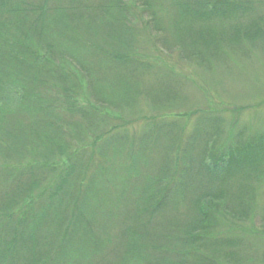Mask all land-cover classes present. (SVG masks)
I'll return each instance as SVG.
<instances>
[{"label": "rangeland", "instance_id": "rangeland-1", "mask_svg": "<svg viewBox=\"0 0 264 264\" xmlns=\"http://www.w3.org/2000/svg\"><path fill=\"white\" fill-rule=\"evenodd\" d=\"M23 1L27 2L31 8L37 6L43 9V13L41 11L38 15H30L28 18L30 20L44 21L46 18V20H55L56 24L66 21L69 24H77L75 17L83 14L80 22L86 23L80 24H85L86 31L92 28V32L95 33L96 26L92 23L94 20L98 22L100 17L98 13L94 15L91 9L111 0ZM237 2L246 6L247 10L242 16L239 18L234 16L232 20L223 18L222 20L214 16L203 26L210 25L214 29H223L254 25L252 29L255 33L249 31L250 33L246 36H242L261 38L253 48H229L225 51L228 55L227 59L216 61L208 67L186 61L181 58V51L172 46L175 44L174 41L188 29V25L183 23L179 26L175 9H172L169 4H161L155 12L156 15L153 11H148L144 15L140 12L137 16L128 15L127 19L131 22V28H135L137 32V36L131 39V48L125 51L133 59V64L126 66H130L129 68H122L111 60L107 61V57L105 59L90 53L89 49L92 47L98 51L109 52L108 54L113 52L110 47L102 49L100 43L89 34L90 31L87 33L77 31L81 36V39L77 40L85 45L86 51L80 49L79 44L78 51L75 47L76 52H73L69 48L72 44L60 39L58 50L64 48L62 51L68 64L66 68L68 70L76 68L83 76L80 79L81 82L59 81L63 83L60 85L62 88L56 86V89L54 87L53 90H47L50 91L48 96L55 99L61 107L69 104L70 99H66L63 88L71 89L70 94L74 93L78 106H83L90 112V116L80 115L73 119L75 123L79 122L80 126L75 124L76 127L71 129L72 140L69 142L70 147L68 146L66 153V155L68 153L75 155L71 163H74L73 169L76 171V177H73V180L84 185L95 182L97 186H101V181L98 180V166L100 165L102 169L103 163L99 162V153L103 147H106L107 165L112 168V172H117V175L122 178H129L131 175L126 172L130 164H138V173L142 175L137 180H141L142 186L148 176H155L153 171L156 170V162L159 160L163 147L170 144L175 148L174 152L182 151L185 140L193 138L201 118L207 120L205 124H219L214 134H212L214 130L202 132L194 144L195 155L201 157V152L206 151L207 163H219L224 156L227 158L235 152L234 149L243 147L255 138L257 143L240 153L241 161L231 171L232 176H224L225 179L223 177L211 179L207 172L201 170L200 175L196 172L197 178L189 177L192 187L188 195H198L201 199L207 198L203 202L205 204L219 201V207L222 208L218 215L220 223L227 216L232 221L230 226L223 224L224 228L217 227L205 235V238H209L210 241L217 240L223 235L229 238L221 251H214L215 264H264V158L260 162L261 167L256 171L247 170L243 173V170H239L250 157L245 154L246 152L251 151L255 152V155L264 156V0H238ZM127 3L133 5V2L127 1ZM60 10L65 11L67 17L58 20ZM91 25L93 27H90ZM70 26L73 27V25ZM35 37H39L37 32L33 33V38ZM11 38L15 40L14 37ZM70 50L71 54H69ZM14 53L19 54L16 50ZM58 58L59 56L57 62L54 61L56 65H59L61 61ZM50 59H52L51 56ZM111 94H117L118 97L124 95L125 101L133 98H136V101L118 104ZM89 103L96 107L95 111H92ZM15 110L13 109V112ZM26 120L29 123L33 121L27 114ZM3 122L0 121L1 126ZM160 124L172 125L175 130L174 132L172 130L170 137L164 133L160 135L161 140L153 146V140L156 139V134L153 132L157 131V129L154 131L153 126ZM179 133L180 139L176 137ZM205 140L208 141L207 150L203 145ZM3 146L6 147V145ZM131 155L134 159H131ZM236 155L238 156V153ZM208 157H211V160ZM153 159L156 161L154 162ZM55 160L58 167L46 169L40 165H30V161L16 162L0 156V212H15L13 221L16 220L14 224L16 232L25 234L31 228L35 233H39L41 239L44 233L51 236L52 229L55 230L56 226L60 227L59 222L55 221L56 226L53 222L50 226L42 223L44 207L40 205L44 203L45 206L48 202L47 196L50 195V191L44 192L57 179L60 172L64 171V163L68 161L63 155H58ZM29 169H36L32 176L28 174ZM3 171L6 173L2 174ZM122 182L126 183L124 179ZM118 192L121 193L113 189L102 194L100 207L101 212L107 217V222L101 218L100 214L96 218L101 249L96 251L87 248L78 253L79 256L75 259L72 255L71 259L67 256L59 261V264H89L85 262L91 259L94 264H102V262L115 264L122 256H125V250L133 251V243L136 241L139 242V249L133 251L134 254L138 259L148 260L150 264L153 262L155 264H211L210 262L201 263L199 260L191 262L188 246H185L183 242L167 244L156 241L153 247L143 249L142 246L148 243L143 240H146L150 233H160L163 235L162 239L173 242L174 236L185 237L181 231L176 233V229L180 226L185 228L194 223L197 212L195 213L192 202L180 200L178 210L172 211L167 224L164 222L161 227L155 224L157 218L153 219L152 214L143 211L149 205V209H153V200L151 203L145 200L146 193H143V196L135 194L137 199L145 200L139 202L141 213H138L129 205L131 198L125 197L120 198V202L125 204L120 211H117L113 198L118 195ZM150 195L153 196V193ZM30 198L38 202L35 205V211L31 210L30 216H27V212L21 209ZM4 199L14 202L11 209L2 206ZM20 211L21 214L18 216ZM12 236V233L7 234L5 240L11 239ZM21 245L22 243L18 245V253L13 252L10 257L0 255V264H32L31 260H37V263L44 262L47 255L36 252L30 260L27 254L29 252L21 248ZM45 245V247L48 246L47 243ZM161 245L162 247H159ZM40 250L44 251L41 247ZM156 250L163 258L155 254ZM165 250L170 252V256L165 257ZM83 253L89 254L87 259L81 256ZM178 253L184 255H177ZM53 256H51L53 259L57 257L55 253Z\"/></svg>", "mask_w": 264, "mask_h": 264}, {"label": "trees", "instance_id": "trees-1", "mask_svg": "<svg viewBox=\"0 0 264 264\" xmlns=\"http://www.w3.org/2000/svg\"><path fill=\"white\" fill-rule=\"evenodd\" d=\"M127 1L133 2V5L128 4ZM237 1L111 0L102 6L91 9L94 15L98 13L100 17L98 22L94 20L92 23L96 26V32L94 33L92 28L86 31L85 24H80L86 23L80 22V19L84 16L83 14L75 17L78 21L77 24H69L68 21L56 24L54 23L55 20H46V18L44 21L47 23H45L41 19H28L30 15H38L41 11L43 13V9L37 6L32 7V9L23 0H0V121H4L2 126L0 125V156L16 162L30 161V165H40V167H46V169L58 167L55 160L58 155H63L68 160L64 163V171L60 172L61 174L44 192L50 191V195L47 196L49 197L48 202L45 206L44 203L40 204L41 207H44L42 223L45 226H50L55 221L59 222L60 227L54 223L56 229H52L51 236L44 233L40 239L39 233H35L31 228L25 234L16 232L14 225L16 220L13 221L15 212H0V255L10 257L13 252L18 253V245L22 243L20 247L29 252L25 251L30 260L32 256H35L36 252L47 255L43 263L31 260L32 264H59V261L64 260L67 256L71 259L72 255V258L75 259L76 256H79L78 253L87 248L99 251L101 249V241L96 227L97 215L100 214L101 218L107 222V217L101 212L102 208L100 207L102 205V194L117 189V191H121L113 198L114 205L116 209L118 208L117 211H120L125 204L120 202L121 197L131 198L129 205H131L132 210L138 211V213H141L139 202L146 200L147 203H151L153 200V209H149V205L143 211L150 215L152 214L153 219L157 218L155 224L161 227L163 226L161 225L162 223L168 221L169 214L175 209L176 211L178 210L183 200L184 202H192L195 213L197 212L194 223L185 226V228L180 226L176 229V233L181 231L185 237L176 238L174 236L172 240L175 241L173 242L162 239L163 235H160V233H150L149 237L143 240L148 242L147 244H142L143 249L153 247L156 241L167 244L171 242V244H181L183 242L185 246H188L191 262L199 260L201 263L210 262L215 264L214 260L216 259L214 257L216 255L214 251H221L229 241V238L227 239L223 235L217 240L210 241L209 238H205V235L214 231L217 227L218 229L224 228L223 224L230 226L232 221L229 220L226 214L227 218L220 223L218 215L222 208L219 207V201H211L205 204L203 202L207 198L201 199L198 195H188L192 187L189 177L197 178L196 172L200 175L201 170L207 172L211 179H220L221 177L225 179L224 176H232L231 171L241 161L242 155L240 156V153L245 152L249 146L256 144V139L253 138L243 147L234 149L236 150L235 152L227 158L224 156L219 163H207L206 151L203 150L201 152V157L195 155L194 144L202 132L214 130L212 133L214 134L219 124H205L204 122L207 120H202L203 118H201V121L196 126L193 138L185 140V146L182 151L174 152L173 149L175 148L171 147L170 144L163 147L159 160L156 162V170L153 171L155 176H148L142 186L140 185L141 180H137L142 175L138 173V164H130L126 172L131 175L129 178H122L117 175V172H112V168L107 165L106 147H103V150L99 153V162L100 164L103 163L101 165L102 169L100 165L98 166V180L101 181V186H97L95 182L90 185H84L73 180V177H76V171L73 169L74 163H71L75 155H69V153L66 155V153L68 152V146L70 147L69 142L72 140L71 129L76 127L75 124L80 126V123H75L73 119L80 115L90 116V112L87 108L78 106L77 100L73 96L74 93L70 94L71 89L63 88L66 99H70L69 104L61 107L55 99L48 96L50 91L47 89L53 90L54 87L56 89V86L62 88L60 85L63 83L59 81H65L64 83L67 81H71L70 83L79 82L83 76L76 68H73V70L66 68L68 64L62 51L64 48L58 50L60 39L69 41L72 44L69 48L76 52L78 51L77 46L80 44L77 39H81L77 31H82L83 33L90 31L89 34L93 35L95 41L100 43L102 49L106 47L113 49V52L108 54L109 52L98 51L92 47L89 49L90 53L105 59L107 57V61L111 60L115 65H120L122 68H129L130 66H126L133 64V59L125 51L131 48V39L137 36V32L135 28H131V22L127 19L128 15L137 16L138 12L144 15L148 11H153L154 14L161 4H169L172 9H175L179 26L183 23L188 25V29L174 41L175 44L172 46V48H178L181 51V58L186 61L208 67L216 61L227 59L228 55L225 54V51L229 50V48H253L261 38L256 37L253 39L242 36H246L247 33H250L249 31H253L254 25L223 29H214L210 25L203 26L205 22H209L214 16L231 20L234 16L238 18L242 16L247 9L243 3ZM65 17H67L65 11L60 10L58 20ZM70 25H73V27ZM90 27L93 26L91 25ZM11 32L15 35L12 36ZM36 32L39 37L33 38V33ZM11 37H14L15 40H12ZM82 37L84 38V36ZM75 47L76 51L74 50ZM79 48L87 50L83 44H80ZM15 50L19 54L15 55ZM71 50L69 54H71ZM50 56L52 59H50ZM58 56L61 61L59 65H56L54 61H58ZM111 95L118 104L136 101V98L125 101L124 95L119 97L117 94ZM89 107L92 111L96 110V107L92 106L91 103H89ZM13 109H16L15 112H13ZM26 114L29 119H33L31 123L26 122ZM153 128L154 131L157 129L156 132H153L156 134L153 146H156L161 140L160 135L164 133V135L170 137L172 130L173 132L175 130L174 126L169 124L154 125ZM31 130L34 131L31 132ZM176 137L180 139V133ZM3 145H6V147ZM203 145L207 150L208 141L205 140ZM236 153H238L239 157ZM245 154L250 157L241 165L239 170H243L242 172L246 173L247 170L253 172L261 167L260 162L264 156L255 155V152L251 151ZM208 158L211 160V157ZM131 159H134L132 155ZM153 160L154 162L156 161V159ZM149 164L147 165L149 166ZM35 170L29 169L28 174L32 176ZM5 173V171L2 172V174ZM122 179L126 183H123ZM143 193L147 195L145 200L137 199L135 194L143 196ZM150 193H153V196ZM239 198L240 196L238 195ZM180 200L182 201L179 203ZM37 202V200L32 198L28 199L21 211L24 210L25 213L27 212V216H30L31 210L35 211ZM13 203L4 199L2 206L6 209H11ZM206 209L207 211H205ZM21 211L18 216H20ZM208 211L209 213H207ZM231 215L235 217V215ZM18 219L22 221L20 218ZM25 223L27 224L28 222ZM9 233H12L13 236L11 239L5 240L6 235ZM46 243L48 244L47 247H45ZM138 243L137 241L133 243V251L139 249ZM40 247L44 251H41ZM159 247H162V245ZM167 248L169 247L167 246ZM167 250H165V257L170 256V252ZM133 251L130 249L125 250V256H122L115 264H150L146 259H138ZM54 253L57 256L55 259H53ZM155 254L163 258L158 250L155 251ZM87 255L89 254H81L86 259ZM173 255L176 257L175 254ZM177 255L184 254L178 253ZM85 263L94 264L92 259ZM102 264H105V262H102ZM153 264L155 263L153 262Z\"/></svg>", "mask_w": 264, "mask_h": 264}]
</instances>
